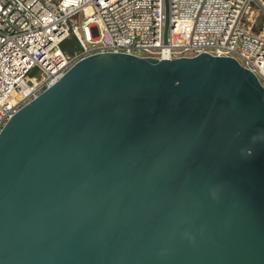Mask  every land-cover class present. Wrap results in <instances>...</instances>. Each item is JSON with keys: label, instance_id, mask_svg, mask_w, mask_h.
Instances as JSON below:
<instances>
[{"label": "water", "instance_id": "95a60500", "mask_svg": "<svg viewBox=\"0 0 264 264\" xmlns=\"http://www.w3.org/2000/svg\"><path fill=\"white\" fill-rule=\"evenodd\" d=\"M0 264H264L257 78L205 54L73 65L0 132Z\"/></svg>", "mask_w": 264, "mask_h": 264}, {"label": "built area", "instance_id": "2783aa9c", "mask_svg": "<svg viewBox=\"0 0 264 264\" xmlns=\"http://www.w3.org/2000/svg\"><path fill=\"white\" fill-rule=\"evenodd\" d=\"M166 1L164 42L165 0H0V132L73 65L102 54L229 58L264 89V0ZM69 37L73 56L59 48Z\"/></svg>", "mask_w": 264, "mask_h": 264}, {"label": "rangeland", "instance_id": "374dc122", "mask_svg": "<svg viewBox=\"0 0 264 264\" xmlns=\"http://www.w3.org/2000/svg\"><path fill=\"white\" fill-rule=\"evenodd\" d=\"M255 32H258V30H254ZM60 50L65 53L68 56H73L76 52L79 51V47L75 40L72 37H69L66 39L61 45ZM37 70H33L30 74H28L29 77H37Z\"/></svg>", "mask_w": 264, "mask_h": 264}]
</instances>
